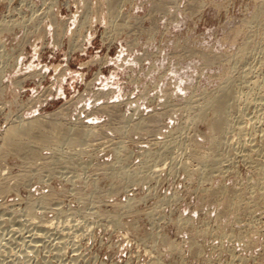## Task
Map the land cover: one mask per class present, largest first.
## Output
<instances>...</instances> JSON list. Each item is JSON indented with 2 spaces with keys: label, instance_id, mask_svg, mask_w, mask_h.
I'll return each mask as SVG.
<instances>
[{
  "label": "rangeland",
  "instance_id": "1",
  "mask_svg": "<svg viewBox=\"0 0 264 264\" xmlns=\"http://www.w3.org/2000/svg\"><path fill=\"white\" fill-rule=\"evenodd\" d=\"M112 1L0 0V138L14 120L54 111L69 130L95 126L81 144L60 146L79 152L75 167L31 169L0 196V264H264V197L249 215L224 211L232 193L246 202L264 181L254 146H264L262 132H249L264 118V0ZM229 77L250 97L241 111L253 121L214 145L208 122L186 108L196 110ZM191 140L217 157L239 151L224 171L203 176ZM17 157L3 159L5 175L21 171ZM112 163L128 169L126 181L109 177ZM94 187L103 197L83 208L76 191ZM51 188L58 200L28 214ZM128 199L129 212L114 206ZM96 205L120 223L87 216Z\"/></svg>",
  "mask_w": 264,
  "mask_h": 264
},
{
  "label": "bare ground",
  "instance_id": "2",
  "mask_svg": "<svg viewBox=\"0 0 264 264\" xmlns=\"http://www.w3.org/2000/svg\"><path fill=\"white\" fill-rule=\"evenodd\" d=\"M121 1L122 0H114L111 2V4L117 5L116 3L121 2ZM115 8L112 9V11H111L112 16L116 12ZM86 22H88L87 19L83 23H86ZM244 46H246V45H244ZM1 71H3V70H1ZM243 73H245V72H243ZM245 77H247L246 74H242L241 84H242V80H244ZM239 78H240V76H239ZM234 81H235V79L233 77H229L227 79V81L225 82V84L222 85L217 90H215V92H213L211 95L201 97V104H200V106H198L196 108V110H194V108H191V103L186 108L188 111H190V109H192L191 116L193 117V120L198 121L199 119H204L205 121L208 122V125L211 128L210 137H211L214 145L216 143H219L218 139L223 140L225 138V134L229 131L230 128H233L234 130H237L241 133V131L245 129L244 128L245 124L243 125V123L247 122L248 120L250 121L252 119L251 117L248 118L247 112L243 113V111H241L242 110V108H241L242 103L247 105V106H250L249 105V104H251L250 97L245 96L246 98L245 97L242 98L243 95L241 96V93H242L243 89H241V91H240L241 87L239 88V86H238L239 89H237L236 84L234 85ZM257 83H258L257 84L258 87H261L262 89H264V77L260 80H257ZM237 84H238V82H237ZM242 99H245V101H243ZM252 101H254V100H252ZM196 104H197V102H196ZM252 104H253V102H252ZM107 106H108L107 104H103L101 109L104 110L107 108ZM247 106H245V107L247 108ZM260 106H262V105H260ZM61 108H60V110H61ZM62 110H64V109L62 108ZM260 110H262V109H260ZM57 112H58V116H59L60 112L59 111H57ZM57 112L56 111L51 112L49 114L50 116L45 115V114H43V115L41 114V115L34 116V117L32 116L30 119L21 118L20 120L18 119L17 121L14 120L13 123L8 125V127H6V129H4V131L1 135V138H0L2 141L0 143V164L3 161V159L8 157L9 155H17L18 156L17 158L20 157V159H21V165L22 166L20 169L21 171L19 173L17 172V174H14V175L13 174L12 175L11 174L5 175L2 172L3 171L2 168L0 167V196L6 194L7 192H9L11 190L16 189V185L20 181H22L24 179L26 180V178L28 179L31 176V172L33 170H39V172L41 170H44V168L45 169L50 168L52 170L53 168L55 169L56 166L57 167L60 166L59 163H61V162H62V164H64L63 165L64 169H66L65 166L72 168V167H75L74 165H76L79 162V161L77 162L78 159L75 161V158H76L75 155H78L79 152L78 151L68 152V151L62 150V148H61L62 144L65 143L64 145H66V146L70 145L68 147H71V145L74 147L75 145H73V144H81L84 140H86V134L89 133L90 131H92L95 126L94 127L92 126V128L90 127L88 130H86L84 128L69 130L65 126L64 122L62 120H59L56 117ZM245 114H247V115H245ZM256 115H257V113H256ZM17 118H19V117H17ZM145 118L148 119V117H145ZM257 119H258V117H257ZM137 121H138L137 126H139V125L142 126L143 124H144L143 126H149V127L152 126V124H151L152 120H148V121L137 120ZM153 121H156L155 118L153 119ZM252 121H253V119H252ZM262 121H263V123L261 122L262 125L260 124V126H262V127H259V125H256L257 123L254 122L255 124L253 123V126H251V129L249 128V130H251L253 132H251V131H249V132L251 133V135H254V132L259 129L262 132L261 141H264V118ZM129 123H131V122H129ZM235 124H237V125H235ZM242 142H243V139L241 140L240 143H242ZM190 146L193 148V152L191 154V157L193 160H195L197 162L196 165H198V168L201 170V173L203 174V176L213 174L216 171L222 172V170L225 167V165L223 164L224 161L228 160L229 157L231 158L230 154L235 155L239 151L238 150L237 152H233V151L232 152H226L223 155L217 157L215 152H211V151H208L206 153L201 152L199 150V144L194 140H191ZM254 146L257 147L256 148L257 155L259 153L261 156L264 157V146L259 145V144H255ZM254 146L248 147L247 149H249V150H247L245 153H243L244 154L243 157L247 158L249 155H251L250 151L253 149L252 147H254ZM43 148H49L50 150L52 149L54 151L53 154H52V152L50 153V154H52L51 157L50 156L46 157L45 155H42L41 150ZM63 149H64V146H63ZM117 154L119 156L122 155V153L119 151H117ZM156 154H158V153L154 151L151 153L150 156H156ZM238 154H237V156H239ZM233 158H234V156H233ZM80 159L82 160V158H80ZM56 162H59L58 163L59 165H56L55 167H53L55 164H57ZM113 162H114V159H113ZM113 165H114L113 163L110 164V167L108 169H106V170H108L107 173L109 174V177L114 179V180H117L118 179L117 176H119V178L121 180L126 181L128 179V177L125 174H126V172H128V169H125V168L115 169L113 167ZM51 167H53V168H51ZM79 167L80 166H78V168ZM31 169H33V170H31ZM54 169L52 171L56 172ZM7 170H9V169H7ZM207 170H208V172H207ZM259 170H261V172H263V175H264V165L263 164H261V166H259ZM59 171L61 172L62 169ZM156 171L157 170H152L148 174L151 177H154V175H156ZM42 172H44V171H42ZM75 174H77V173H75ZM113 174H114V176H110ZM54 175H55V173H54ZM77 176H79V173H78V175H76V177ZM258 186H259L258 187L259 189H257L256 192L254 191V193L252 195H249L248 201H246V202H243V200H242L244 197H246V195L243 192L235 191L234 193H232V195H231L232 200L227 205L225 204L224 211H231V210H237L239 208H242L245 210V213H248L247 215L253 213L252 211L254 209H256V207L259 204V201L264 197V181H260L258 183ZM113 187H116V186H113ZM256 187L257 186H255L254 189ZM123 188H124V185H121V187L117 186L115 189L116 190H122ZM95 190H96V187H94L92 190H86V189L82 188V189H78V191H76L77 196L76 195L75 196L78 197L81 200V202H83V208L89 207L90 204L94 203L95 198L103 197L102 193L96 192ZM225 190H226V188L224 186H220L218 189H215L214 191H212V195L215 196L218 192L225 191ZM57 194L58 193H56V191L52 188L50 191L43 193L42 196L38 197L39 199L37 201H32L29 203V208H31V209H29L28 214H30V215L32 214V211H33L35 204L37 202L46 204L45 206H47V205L53 203L54 199H56L55 201H57L58 200L57 198H59L57 196ZM114 206L120 207L125 212H129L130 210H132L131 208L133 206V203H132V200L128 199V201H125V202L115 203ZM93 208H94V210L91 209L93 211H85V214L87 216L90 215V218L94 215L96 217H97V215H100L101 217L104 216V217L110 218L111 221L115 224L120 223L121 216L118 215L117 213H113L111 215H108V214H105L103 211H101L97 205H96V207L94 206ZM53 209L55 211H57L56 208H53ZM59 212H61L60 209H59ZM113 212H117V211H113ZM13 213L14 212H12V214ZM14 214H16V213H14ZM104 217H103V219H105ZM13 223L15 224V222H13ZM22 229H23V227H22ZM16 232H18V231H16ZM39 236H42V235L40 234ZM153 240H154L153 242H155V246L158 245L157 237H154ZM170 245H171V247H174L173 244H170ZM151 264H160V263L157 260H154V261H152Z\"/></svg>",
  "mask_w": 264,
  "mask_h": 264
}]
</instances>
